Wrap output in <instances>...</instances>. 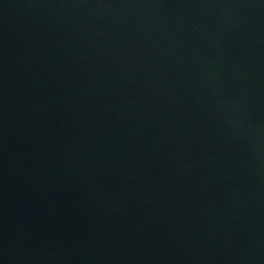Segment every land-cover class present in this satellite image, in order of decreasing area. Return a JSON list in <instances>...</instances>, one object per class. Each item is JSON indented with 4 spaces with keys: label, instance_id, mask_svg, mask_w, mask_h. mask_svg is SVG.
Returning a JSON list of instances; mask_svg holds the SVG:
<instances>
[{
    "label": "water",
    "instance_id": "1",
    "mask_svg": "<svg viewBox=\"0 0 264 264\" xmlns=\"http://www.w3.org/2000/svg\"><path fill=\"white\" fill-rule=\"evenodd\" d=\"M0 264H264V0H0Z\"/></svg>",
    "mask_w": 264,
    "mask_h": 264
}]
</instances>
